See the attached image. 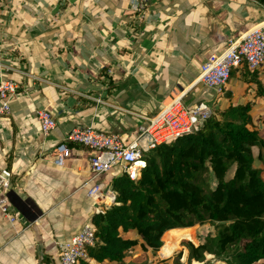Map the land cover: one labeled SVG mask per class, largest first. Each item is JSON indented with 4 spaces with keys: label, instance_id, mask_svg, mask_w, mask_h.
I'll list each match as a JSON object with an SVG mask.
<instances>
[{
    "label": "crops",
    "instance_id": "crops-1",
    "mask_svg": "<svg viewBox=\"0 0 264 264\" xmlns=\"http://www.w3.org/2000/svg\"><path fill=\"white\" fill-rule=\"evenodd\" d=\"M59 4L0 0V79L20 87L10 115L0 116V164L9 162L16 214L10 225L0 213V264H58L56 243L79 234L102 207L89 189L108 188L119 176H93L90 152L77 145L56 166L55 149L72 129L89 127L129 143L173 96L186 107H211L217 96L198 83L201 65L264 23V6L254 0H148L140 26L133 0ZM258 89L264 90V66L255 72L242 66L223 95L252 103L257 122L264 118ZM39 110L56 120L48 137L39 131ZM162 248L169 257L177 243Z\"/></svg>",
    "mask_w": 264,
    "mask_h": 264
},
{
    "label": "trees",
    "instance_id": "trees-1",
    "mask_svg": "<svg viewBox=\"0 0 264 264\" xmlns=\"http://www.w3.org/2000/svg\"><path fill=\"white\" fill-rule=\"evenodd\" d=\"M252 108L222 94L192 131L144 158L135 182L112 176L114 203L92 215L93 245L80 264H164L155 260L163 236L202 226L213 232L197 246L180 242L190 263L208 255L220 264H264V176L253 166L255 149L264 157V141Z\"/></svg>",
    "mask_w": 264,
    "mask_h": 264
},
{
    "label": "built area",
    "instance_id": "built-area-1",
    "mask_svg": "<svg viewBox=\"0 0 264 264\" xmlns=\"http://www.w3.org/2000/svg\"><path fill=\"white\" fill-rule=\"evenodd\" d=\"M67 0H60V7ZM137 25L143 22L148 0H133ZM138 26V28H139ZM245 66L255 72L264 66V23L255 27L239 40L229 41L221 53L210 54L200 67L198 83L211 89L218 97L222 96L231 74ZM110 75V72H107ZM19 85L9 79H0V116L11 113L10 99L16 95ZM96 102H101L99 99ZM211 107L200 103L195 107H186L180 96H173L154 116L145 119V124L137 129L133 139L124 143L119 135L106 134L92 128H74L56 149L54 163L63 166L68 155V146L77 145L90 152L89 169L93 176L117 173L135 182L144 167V158L157 147L180 135L189 133L195 125L210 115ZM39 131L48 137L56 127V120L47 111L36 113ZM139 164H142L139 166ZM11 186L10 169L0 164V213L10 225L16 221L15 210L9 202L8 192ZM88 196L100 206H110L115 195L109 188L98 183L88 191ZM93 232L90 224H85L75 237L68 242L56 243L58 264H80L88 258L87 248L93 245Z\"/></svg>",
    "mask_w": 264,
    "mask_h": 264
},
{
    "label": "rangeland",
    "instance_id": "rangeland-1",
    "mask_svg": "<svg viewBox=\"0 0 264 264\" xmlns=\"http://www.w3.org/2000/svg\"><path fill=\"white\" fill-rule=\"evenodd\" d=\"M254 115V112H253ZM255 116V115H254ZM257 126L259 128V136L260 138L264 141V118L261 119V121H257ZM253 158H254V168L261 169L263 171V176H264V157L261 155H258L257 149L254 150L253 152ZM212 229H210L209 226H202V227H195L191 229V233L189 237H180L178 235H168L165 234L162 238V241L164 242H169L171 244H176L177 243V248L173 250L170 254L169 257L162 255V249L156 254V259L159 261H163L164 264H193L194 262H189L188 261V252L186 249V246H181L180 242L181 241H189L192 243L194 246H197L198 243L209 233H212ZM178 252H182L181 258L177 261L175 254ZM166 255V254H165ZM197 263V262H196ZM157 264V263H154ZM197 264H220L216 261V259L212 258L211 256H206V259L203 263H197Z\"/></svg>",
    "mask_w": 264,
    "mask_h": 264
},
{
    "label": "bare ground",
    "instance_id": "bare-ground-1",
    "mask_svg": "<svg viewBox=\"0 0 264 264\" xmlns=\"http://www.w3.org/2000/svg\"><path fill=\"white\" fill-rule=\"evenodd\" d=\"M142 164H139V166H141Z\"/></svg>",
    "mask_w": 264,
    "mask_h": 264
}]
</instances>
